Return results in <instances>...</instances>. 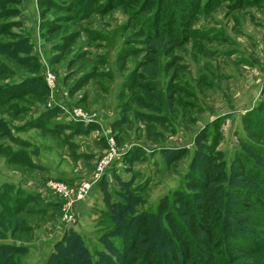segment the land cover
<instances>
[{"label":"rangeland","instance_id":"1","mask_svg":"<svg viewBox=\"0 0 264 264\" xmlns=\"http://www.w3.org/2000/svg\"><path fill=\"white\" fill-rule=\"evenodd\" d=\"M56 1L70 6L75 0ZM206 1L201 0V5ZM213 1L209 10L194 14L192 22V28L205 30L206 39L194 33L180 44L164 39L143 42L142 20L153 13L143 10L133 15L139 1L95 10L84 17L80 14L76 19L69 17L64 6H51L47 0L3 4L0 14L6 8L13 12L0 15V86L39 76L45 88L28 81L27 86L15 90L18 95L0 102L5 123L0 129L9 133L0 131V210L17 206L15 211L0 212V243L26 247L10 264H25L28 247L33 245L40 253L35 261L39 264L73 226L81 229L80 233L74 230L96 258V250L104 249L99 236L112 227L104 213L109 206L104 200L103 210L96 207L89 216L76 209L80 201L64 207L48 189L50 203L37 194L35 199L17 204L15 196L22 195L17 186L27 190L29 180L42 185L66 181L79 187L99 176L88 194L103 181L115 192L111 200L118 197L117 190L130 192L128 187H135L142 202L129 203L134 211L150 212L156 210L159 197L168 194L171 199L173 190L184 188L193 155L208 153L213 140L218 139L217 150L226 167L239 149L254 157L243 143L264 146V136L247 116L264 104V0L239 6L235 0ZM14 39H19L20 51L12 52L11 46L5 45ZM150 48L156 52L147 54ZM147 57L153 60L149 62ZM142 61L137 71L147 84L145 90L127 86ZM47 72L53 75L52 81L46 78ZM4 93L0 89V95ZM73 108L92 115L96 122L72 119L67 113ZM135 111L166 117L165 125L155 124L162 136L148 137L146 124ZM78 126H88V130L80 131ZM54 127L58 128L51 129ZM106 133L113 138L112 149ZM133 145L142 146L146 158L125 163L122 158ZM167 147L185 153L166 163L158 152ZM114 152L120 160L105 170V156ZM119 178L133 181L120 186ZM245 225L238 226L252 227ZM246 233L258 238L254 231ZM111 239L121 248L119 237Z\"/></svg>","mask_w":264,"mask_h":264},{"label":"trees","instance_id":"2","mask_svg":"<svg viewBox=\"0 0 264 264\" xmlns=\"http://www.w3.org/2000/svg\"><path fill=\"white\" fill-rule=\"evenodd\" d=\"M9 1L11 0H0V9ZM47 1L54 7L64 6L63 8L70 12L69 17L75 19L80 18V14L84 17L95 10L102 12L125 2L132 4L131 2L139 1L138 9L132 11L133 15L143 10L153 13L142 20L141 31L145 34L143 42L151 43L164 39L172 44L185 42L194 33L206 39L205 30L192 28V22L195 18L194 14L200 11L206 12L214 2L207 0L204 5H201V0H103L102 2L75 0L69 6L56 0ZM220 1L224 0H215V3ZM258 1L235 0L234 3L239 2L236 5L239 6L256 4ZM11 12H13L12 9L6 8L0 15ZM18 40L7 41L5 45H10L12 52L18 49L20 51ZM127 50L130 51V48ZM148 50L147 54L156 52L154 48ZM152 60L147 59L149 62ZM143 64L144 61L136 65L127 86L146 89L147 84L139 79L142 74L137 71ZM32 80L37 82V86H41L42 90L45 89L39 76H33L28 80L23 79L14 84L4 83L0 89L6 94L0 95V102L3 103L18 95L14 93L15 90L20 86H27L28 81ZM256 110L257 113L249 112L247 116L253 118L258 132L264 136V104ZM50 113L46 112V114ZM135 116L146 124L148 137L162 136L155 124L165 125L166 117L158 113L142 111H135ZM31 123L36 122L32 120ZM2 124L5 123L0 117L1 128ZM74 124L79 125V123ZM88 126L83 127L85 129L79 126L77 128L80 131H87ZM208 126L209 123L206 124L205 131ZM67 127L68 125H65V128ZM72 128L76 130L74 126ZM0 131L2 134L9 135L5 128ZM217 141L218 139L213 140L207 147L208 153L201 152L200 155H196V152L193 155L184 188L173 190L171 199L168 194L159 197L155 211H134L135 207L129 203V200L137 204L142 202L140 195L134 192L135 187L129 186L130 192L123 189L117 190L118 197H113L114 200L109 199L115 195V192L110 191L103 181L100 184V190L103 192L104 201L109 204L104 213L112 221V227L98 238L103 243L104 249L96 250L94 253L96 258H93L80 234L69 227L65 230L63 237L56 242L45 264H264V146L243 143L244 147L255 154L254 157L247 151L239 149L229 167H226L221 151L217 150ZM180 149L161 148L158 153L166 163H170L180 159L185 153V150ZM145 158L146 152L143 147L133 145L125 152L122 160L125 163H134ZM132 181V179L119 178L118 184L125 186ZM16 190L22 194L21 197L15 196L14 201L17 204L19 200L27 202L39 195L20 186H17ZM2 194L0 190V195ZM170 206L173 208H168ZM16 208V205L11 207L8 205L0 212L9 209L15 211ZM236 223L252 227L244 229ZM250 231L256 232L258 238L246 233ZM111 237L120 238L121 248L113 242ZM56 248L60 250L56 251ZM25 252L24 246L2 242L0 243V264H10L13 256ZM250 259L252 261L246 262Z\"/></svg>","mask_w":264,"mask_h":264},{"label":"built area","instance_id":"3","mask_svg":"<svg viewBox=\"0 0 264 264\" xmlns=\"http://www.w3.org/2000/svg\"><path fill=\"white\" fill-rule=\"evenodd\" d=\"M46 78L48 81H52L53 75L51 73H46ZM69 110L66 109L65 112L67 113ZM72 119L74 120H81L86 122H96V119H92V115L83 114L81 111H79L77 108H73L69 113ZM110 133V131H107ZM107 134V133H106ZM108 135V134H107ZM111 140L110 148H113V138L111 135H108ZM120 160L119 154H116L115 152L112 154H109L108 156H105L104 160V169L110 168L112 165L115 166V163H118ZM102 168V167H100ZM101 176V175H100ZM99 176H97L96 179H93L92 181L95 182ZM93 182H83L81 186L77 187L76 183L74 186H71L72 183L70 182H62V181H49L46 183H43L44 189H48L52 196L58 199V202L60 204H64V207L71 206L74 202L83 200L87 195L91 188V184ZM67 217L72 218V214H69ZM74 220V219H73Z\"/></svg>","mask_w":264,"mask_h":264},{"label":"crops","instance_id":"4","mask_svg":"<svg viewBox=\"0 0 264 264\" xmlns=\"http://www.w3.org/2000/svg\"><path fill=\"white\" fill-rule=\"evenodd\" d=\"M27 183L28 184H27L26 187H27L28 191H31V192L39 194V196L41 198H44L46 203H50L51 202L50 200L46 199V197L48 198V196H47L46 190L44 189V186L42 185L41 182L29 180ZM21 188H23V187H21ZM103 198H104V196L102 194V191L100 190V186L98 184L94 185L92 191L87 195V197L84 198L79 203H77L76 209L78 211H81V214L89 216L90 212L95 211V209H97L96 207L100 206V209L103 210V208H102L103 205L101 206L102 201L104 200ZM73 228L76 231L81 230L80 228H78V230H77V228L74 227V226H73ZM27 252H28L27 253L28 254L27 260L28 261L25 264H35V261L39 260L38 256L40 255V253L39 254L37 253L36 246H34V245L33 246H29ZM46 256L42 257V259H41L39 264H43L44 263V260H45Z\"/></svg>","mask_w":264,"mask_h":264}]
</instances>
